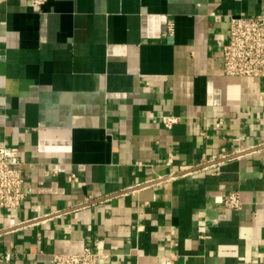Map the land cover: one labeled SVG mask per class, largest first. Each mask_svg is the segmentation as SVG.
Wrapping results in <instances>:
<instances>
[{
    "label": "crops",
    "instance_id": "obj_1",
    "mask_svg": "<svg viewBox=\"0 0 264 264\" xmlns=\"http://www.w3.org/2000/svg\"><path fill=\"white\" fill-rule=\"evenodd\" d=\"M233 14L264 0H0V147L27 192L0 209L7 264L95 240L101 264H264V77L224 72Z\"/></svg>",
    "mask_w": 264,
    "mask_h": 264
},
{
    "label": "built area",
    "instance_id": "obj_2",
    "mask_svg": "<svg viewBox=\"0 0 264 264\" xmlns=\"http://www.w3.org/2000/svg\"><path fill=\"white\" fill-rule=\"evenodd\" d=\"M35 5H42L46 0H32ZM230 31L228 40L221 46L223 68L230 76L264 77V14L259 16L230 15ZM169 24L168 31H172ZM178 121L174 115L162 116V122L167 128H172ZM241 151L234 150L221 156L203 159L197 165H183L180 170L166 175H158L156 179H171L178 175L188 174L197 168L204 170H220L221 165L239 156ZM23 161L19 148L15 146L0 147V209H18L26 199L24 190L25 177ZM70 180L77 179L74 174ZM243 200L238 189L228 192L224 198L226 208L240 210ZM29 221H24V223ZM23 223V222H22ZM175 253L170 252L160 257V264H173ZM108 256L101 240H95L91 246L80 251H69L53 255L51 264H101ZM9 256L0 257V264H7Z\"/></svg>",
    "mask_w": 264,
    "mask_h": 264
}]
</instances>
